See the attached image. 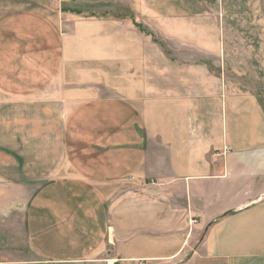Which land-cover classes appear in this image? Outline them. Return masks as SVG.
I'll use <instances>...</instances> for the list:
<instances>
[{
  "label": "crops",
  "instance_id": "obj_1",
  "mask_svg": "<svg viewBox=\"0 0 264 264\" xmlns=\"http://www.w3.org/2000/svg\"><path fill=\"white\" fill-rule=\"evenodd\" d=\"M110 259L264 264V0H0V264Z\"/></svg>",
  "mask_w": 264,
  "mask_h": 264
},
{
  "label": "rangeland",
  "instance_id": "obj_2",
  "mask_svg": "<svg viewBox=\"0 0 264 264\" xmlns=\"http://www.w3.org/2000/svg\"><path fill=\"white\" fill-rule=\"evenodd\" d=\"M225 28H226V31L218 32L219 41L225 43V55L224 53L222 54V51H221V59L219 62L218 61L216 62V65H214V63H212V61L210 60V66L212 70L217 73H228V74H234V75L239 74L242 71H246L247 66L243 61L244 59L248 57L252 63L251 66H249L250 71L256 72V62H255V57L253 55L256 53V49L249 48L248 53L244 55V52L246 51V49L242 47V41H247V40H249L250 42L254 41L256 40V34L255 33L253 34L243 33L242 34L240 32L239 22H237L232 27L229 24V26H225ZM224 58H225V62H224ZM202 62H207V61L202 59ZM234 84L237 85L239 84V82H234ZM191 221H190V224H191ZM191 225H195V224H191ZM113 260L115 259L108 260L107 264H109ZM139 262H146L147 264V261L145 260L138 261L135 263L139 264Z\"/></svg>",
  "mask_w": 264,
  "mask_h": 264
},
{
  "label": "built area",
  "instance_id": "obj_3",
  "mask_svg": "<svg viewBox=\"0 0 264 264\" xmlns=\"http://www.w3.org/2000/svg\"><path fill=\"white\" fill-rule=\"evenodd\" d=\"M226 152H228V151H230V148H226V150H225ZM132 179H135L134 177H132ZM197 220H192L191 221V224H197ZM118 263V260H113V261H111L109 264H117ZM139 264H146V262H139Z\"/></svg>",
  "mask_w": 264,
  "mask_h": 264
}]
</instances>
